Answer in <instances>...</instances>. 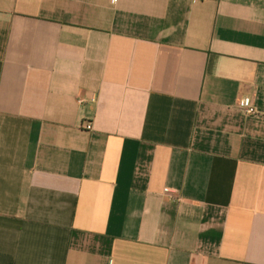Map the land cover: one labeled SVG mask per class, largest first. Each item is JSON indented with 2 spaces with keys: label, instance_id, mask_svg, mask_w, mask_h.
<instances>
[{
  "label": "crops",
  "instance_id": "obj_1",
  "mask_svg": "<svg viewBox=\"0 0 264 264\" xmlns=\"http://www.w3.org/2000/svg\"><path fill=\"white\" fill-rule=\"evenodd\" d=\"M0 264H264V0H0Z\"/></svg>",
  "mask_w": 264,
  "mask_h": 264
},
{
  "label": "built area",
  "instance_id": "obj_2",
  "mask_svg": "<svg viewBox=\"0 0 264 264\" xmlns=\"http://www.w3.org/2000/svg\"><path fill=\"white\" fill-rule=\"evenodd\" d=\"M243 105L244 106H247L248 108H249V105H250V101L249 100H244L243 101ZM250 112H253V110L252 109H250ZM92 127L89 125V126H87V129H91Z\"/></svg>",
  "mask_w": 264,
  "mask_h": 264
}]
</instances>
